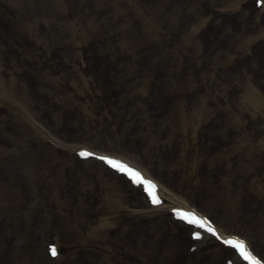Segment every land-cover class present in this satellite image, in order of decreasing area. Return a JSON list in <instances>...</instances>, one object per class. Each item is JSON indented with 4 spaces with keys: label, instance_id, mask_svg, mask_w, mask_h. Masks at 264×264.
Wrapping results in <instances>:
<instances>
[{
    "label": "rangeland",
    "instance_id": "374dc122",
    "mask_svg": "<svg viewBox=\"0 0 264 264\" xmlns=\"http://www.w3.org/2000/svg\"><path fill=\"white\" fill-rule=\"evenodd\" d=\"M20 1L0 0V112L11 104L24 113L17 128L22 139L10 136L4 148L0 137V264H226L229 255L213 239L199 252L190 250L189 243L180 249L174 238L178 232L160 226L156 216L144 215V210L153 211L135 206L138 197L123 182L118 202L111 203L93 176L70 167L68 157L81 144L138 161L168 192L214 218L227 233L248 238L264 257L259 231L264 228V21L233 18L247 14L253 0H171L184 15L182 24L192 23L183 55L196 57L207 70L202 78L210 99L203 91L200 104L186 102L189 95L185 101L178 96L175 67L164 68L169 94L158 95L161 86L147 58L156 50L178 55L173 47L177 37L171 45L167 40L152 48L131 76L122 69L116 78L88 72L75 80L65 73L56 87L42 81L35 90L23 91L19 68L5 71L4 63L17 58L10 41L3 39L19 26ZM35 1L48 12L47 5ZM67 1L72 8L80 3L77 9L83 11L81 0ZM83 5L92 13L108 8L105 0ZM98 44L93 41L95 48ZM111 59L100 58L97 67ZM171 66H177L175 59ZM191 81L185 90L201 88ZM211 82L220 90L230 85L237 90L233 100L243 104L229 129L230 140L224 126L214 124L212 110L222 103V91L215 94ZM159 107H170V112L157 111ZM45 132L64 145L48 144ZM240 137L253 143L259 139L252 148L222 144L236 145ZM165 214L164 219L170 216ZM177 230L187 235L189 229ZM50 241L63 252L59 260L47 257Z\"/></svg>",
    "mask_w": 264,
    "mask_h": 264
},
{
    "label": "snow or ice",
    "instance_id": "6c2138e0",
    "mask_svg": "<svg viewBox=\"0 0 264 264\" xmlns=\"http://www.w3.org/2000/svg\"><path fill=\"white\" fill-rule=\"evenodd\" d=\"M81 156H92L93 154L87 151H82L80 153ZM100 159H106L104 157H101ZM108 163L111 164L113 167L118 168V170L127 173L135 183L137 184H143L145 186V191L148 193V195L151 198V202L153 204H159L161 203L159 197L156 194V185L150 181L145 180L142 175L137 172L136 170L129 169L126 165L119 164L118 162L108 160ZM182 219L187 220L189 223H195L198 224L200 227H207V230L209 232H212L215 234V229L211 226H208L204 220L197 217L194 213H179ZM225 244L233 246L235 249L239 251L241 256L247 260L250 261V264H260V261L257 260L254 255L248 250V247L244 241H240L238 239H228L224 241ZM51 255L55 256L57 254L55 248L50 249Z\"/></svg>",
    "mask_w": 264,
    "mask_h": 264
},
{
    "label": "bare ground",
    "instance_id": "6f19581e",
    "mask_svg": "<svg viewBox=\"0 0 264 264\" xmlns=\"http://www.w3.org/2000/svg\"><path fill=\"white\" fill-rule=\"evenodd\" d=\"M263 21H264V19H262ZM128 158V157H127ZM130 159V158H129ZM133 161V160H132ZM133 162H135V161H133ZM138 167H139V169L143 172V173H145L147 176H150V177H153V176H151L150 175V172H148V171H146L140 164H138L137 165ZM154 178V177H153ZM112 181H115L116 182V180H118V179H120V178H110ZM157 180V179H156ZM158 182H160L159 180H157ZM117 183V182H116ZM160 184H161V182H160ZM114 187L116 186V184L115 185H113ZM132 189H134V191L135 192H137V193H140V191H139V189L138 188H136V187H134V186H132ZM118 189L117 188H115V191H117ZM166 187H165V185H163V184H161V187H160V189H159V191H160V193H162V194H164V195H166V196H168V197H171V195H169L167 192H166ZM137 201H138V204H141V205H143L144 203H143V200H142V198L140 197V195H139V199H137ZM160 207V206H159ZM156 210H158V209H160V208H155ZM158 216H162V212H160V211H158ZM213 219V218H212ZM215 221V220H214ZM172 224H174V225H179V223H172ZM166 225H168V227H170L171 226V224H169L168 222L166 223ZM262 228V227H261ZM259 231H261V233H262V235L264 236V229L262 228V229H260ZM175 239L177 238V241H178V247L181 249L183 246H184V244L185 243H188L189 242V240L187 239V238H185L183 235H181L180 233H176V236L174 237ZM226 250H225V252H229V251H231V252H233V250L232 249H230V248H225ZM237 258V257H236ZM238 259V258H237ZM239 260V259H238Z\"/></svg>",
    "mask_w": 264,
    "mask_h": 264
}]
</instances>
